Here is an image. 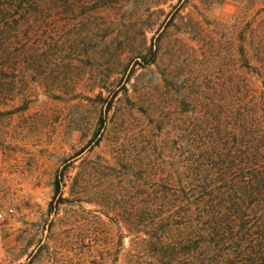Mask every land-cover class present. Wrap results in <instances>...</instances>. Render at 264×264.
I'll return each mask as SVG.
<instances>
[{"label": "trees", "instance_id": "16d2710c", "mask_svg": "<svg viewBox=\"0 0 264 264\" xmlns=\"http://www.w3.org/2000/svg\"><path fill=\"white\" fill-rule=\"evenodd\" d=\"M163 2L0 0V114L38 94L102 105L70 156L68 195L62 166L48 207L95 205L97 264H264V0H236L223 24L189 11L178 25L182 0L159 18ZM171 27L192 34L200 58L155 62ZM75 62L110 63L89 82ZM65 225L69 247L71 214Z\"/></svg>", "mask_w": 264, "mask_h": 264}, {"label": "rangeland", "instance_id": "374dc122", "mask_svg": "<svg viewBox=\"0 0 264 264\" xmlns=\"http://www.w3.org/2000/svg\"><path fill=\"white\" fill-rule=\"evenodd\" d=\"M176 2L164 0L159 18ZM236 7V0H182L173 20L178 25L182 15L190 11L205 21L223 24ZM174 28H169L170 33L161 39L155 61L160 66L166 62H195L194 57L200 58V48L192 34H180ZM151 32H146L147 41ZM176 36L183 41L178 52L171 47V38ZM75 63L79 67L77 79L91 82L104 78L101 67L110 62ZM156 75L152 65L143 71L142 77L153 79ZM101 106L99 101L83 95L56 99L38 94L24 111L0 114V264H48V252L54 249L59 258L57 264H97L95 241L100 230L95 205L87 201H75L72 206L61 203L54 212L48 207L49 200L55 196L53 175L62 166L65 169L61 191L63 196L68 195L78 162L77 157L70 156L90 138ZM100 142L102 145L105 140ZM100 147L95 146L93 151ZM69 214L73 243L65 247L60 241L64 239L65 217Z\"/></svg>", "mask_w": 264, "mask_h": 264}]
</instances>
